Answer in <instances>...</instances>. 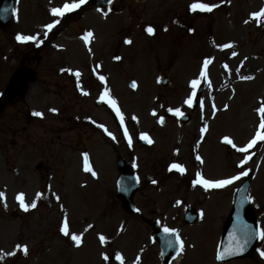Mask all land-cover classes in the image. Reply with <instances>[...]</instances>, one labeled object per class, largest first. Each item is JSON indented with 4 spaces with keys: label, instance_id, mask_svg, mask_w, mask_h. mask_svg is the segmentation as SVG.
<instances>
[{
    "label": "rangeland",
    "instance_id": "1",
    "mask_svg": "<svg viewBox=\"0 0 264 264\" xmlns=\"http://www.w3.org/2000/svg\"><path fill=\"white\" fill-rule=\"evenodd\" d=\"M76 1L17 0L12 23L0 28V101L20 61L45 45L39 59L27 62L36 71L27 97L7 105L0 118V264H122L118 255L123 264H163L151 238L153 220L182 236L181 258L171 264H264L261 237L243 259H216L234 192L245 176L223 188H194L198 173L215 181L250 171L252 208L264 232V141L237 150L258 131L264 134L258 112L264 106V25H252L243 46L224 22L213 29L217 40L208 41L212 16L195 19L197 32L189 33L182 18L189 0H115L112 8H91L69 21L68 12L53 15V8ZM49 24L55 27L49 30ZM88 32L93 36L85 42ZM17 36L36 39L22 42ZM90 42L94 56L106 63L102 87L89 75ZM162 74L169 77L167 87L159 83ZM130 79L137 89L128 87ZM193 80L200 81L195 91L204 86L202 106L195 109L185 103ZM106 90L123 114L124 133L114 128L118 121L106 102L95 105ZM169 108L190 113L191 122L179 123ZM160 116L168 118L165 126ZM99 124L113 135L101 133ZM144 134L149 145L141 143ZM120 153L141 180L138 215L125 212L115 197ZM85 154L92 171H85ZM21 193L26 204L37 206L24 211ZM188 204L201 213L192 226L183 224ZM65 218L69 233L81 235L79 246L61 231Z\"/></svg>",
    "mask_w": 264,
    "mask_h": 264
},
{
    "label": "water",
    "instance_id": "2",
    "mask_svg": "<svg viewBox=\"0 0 264 264\" xmlns=\"http://www.w3.org/2000/svg\"><path fill=\"white\" fill-rule=\"evenodd\" d=\"M93 1L98 2L100 0ZM12 4L13 0H0V25L2 27H6L10 21L13 13ZM5 8L8 9L7 12L3 11ZM32 79L33 74L29 70L17 74L8 89L6 102L16 100L22 96L25 93L27 84ZM181 120L187 122L189 116L183 117ZM123 169L121 178L119 179L121 182L118 188V196L122 200L124 206L130 209V207H132V194L137 189V179H134V175L130 171V168L123 167ZM248 184L249 179L238 191L234 202V208L226 227V234L222 242V253H226L225 259L247 254L256 241L254 227L252 225L254 224L253 217L250 212V201L248 199ZM187 217L189 221L193 222L196 215L194 212L190 211ZM241 248L242 250H239ZM229 251H232L233 254H227Z\"/></svg>",
    "mask_w": 264,
    "mask_h": 264
},
{
    "label": "snow or ice",
    "instance_id": "3",
    "mask_svg": "<svg viewBox=\"0 0 264 264\" xmlns=\"http://www.w3.org/2000/svg\"><path fill=\"white\" fill-rule=\"evenodd\" d=\"M80 3H83V0H80ZM76 7H79V4H74V3L73 4H67L66 3L63 6V8H53L52 9V13L55 16H63L65 12L72 11ZM214 7H216V5H209L207 3H194V4L191 5V8H192L193 11H196L197 9H199L200 11L211 12ZM3 11L4 12H7L8 9L5 8ZM105 15H107V13H105ZM252 15H253L254 18H257V19H259L261 17H264V9H262L260 12L253 13ZM57 23H58V21H57ZM54 27H55V24H49V25H47V28L49 30H51ZM147 31L150 34H152L154 30L151 27H149L147 29ZM92 36H93V33L88 32L86 34V36L84 37L85 42H88V38L89 37H92ZM16 38H17V40L22 41V42L23 41H30V40L36 39V37H33V36H17ZM126 42L127 43H131L130 40L129 41H126ZM223 47L228 48V47H231V45L230 44H226ZM233 55H236V53H233ZM116 59H119V57H117ZM207 66H208V61L206 60L204 62L205 69H207ZM75 75L77 77H79L81 74L79 73V71H77V72H75ZM205 75H206V72H202L201 73V76H205ZM100 79L101 80H104L105 77L101 76ZM243 79H252V77L251 76L243 77ZM199 83H200L199 80H193L191 82V87H192V89L194 91L192 92V96L188 100L185 101V103L188 104L190 107L193 104V98L196 96L195 89L197 88V86L199 85ZM132 86L135 87V84H133ZM85 94L87 95L88 93H85ZM101 100H106L107 103H109L113 108H115L117 115L120 116L121 117V121H123V114L121 113L120 109L117 107L116 100L111 99L108 96L107 90L105 91L104 95L101 96ZM201 106H202V104H201ZM225 107H227V106H225ZM213 108H215V105L214 104H213ZM53 111H55V110H53ZM168 111L169 112H172L176 116H182L183 115V113L180 111V109L173 110L172 108H169ZM258 112L261 115V123H260L259 127H260V129L264 130V106L260 107L258 109ZM35 115L40 116L42 114L41 113H35ZM153 115H156V113L153 112ZM160 123L161 124L164 123V118L163 117H160ZM202 131H206V127H205V129H202ZM141 139L146 140L148 143H152V141L148 138V136L146 134L142 135L141 136ZM257 140L264 141V134H261V132L258 131L257 134H256V137L249 143V145L247 147H242V148H239L237 150L240 151V152H247L248 148L252 147L257 142ZM225 142L228 143V144H230L234 148L236 147V145L233 143V141L231 139L225 138ZM84 159H85V171H92L91 168L88 167V163H87L88 162V157H87V154H85ZM197 159H200V157H197ZM201 162H203V161H201ZM171 168L177 169L178 171H181V172L184 171V168L181 165H179V164H173V165H171ZM92 174L95 175L94 172ZM247 174L248 173L246 171H242L240 173V175L235 176V177H232L230 179L212 181V180L203 179V177L200 176V174L198 173L197 174L198 179L196 181H194V183L195 184L203 185V187H205L206 189L207 188H223V187H225V186H227L229 184H232L234 180H238V179H240L241 176H246ZM153 183H155V181H153ZM0 196H3V193H0ZM17 199L19 200L20 206L24 209V211H28L29 208H35L37 206L35 202H32L31 204H26L25 203V200H24V194L23 193H21L17 197ZM56 199L59 200V196H56ZM61 231L64 233L65 236L71 235V239L76 243V245L77 246L80 245V243H81V235H76V234H70L69 233V230H68V222H67V219L66 218H65V221H64V226L62 227ZM173 231H174L173 229L165 228V232H167V233H171ZM261 238L264 239V232L261 233ZM99 239L103 243L106 238L103 235H101L99 237ZM176 239L180 243L181 250H182L183 249V241L180 240V238H179L178 235H177ZM169 244H171V241L169 242ZM20 247L21 246H19V245L17 246V248H20ZM239 250H242V248L239 249ZM23 252H24L25 255L27 254V246L26 245L23 246ZM14 254L15 253H8V255H14ZM227 254H233V252L232 251H229ZM225 255H226V253H221L218 256V259H224L225 258ZM261 255H264V252H262ZM0 258H2V257H0ZM104 259L105 260H108V256L105 255L104 256ZM117 259L118 260H121V262L123 264V257L122 256H119L118 255L117 256Z\"/></svg>",
    "mask_w": 264,
    "mask_h": 264
},
{
    "label": "flooded vegetation",
    "instance_id": "4",
    "mask_svg": "<svg viewBox=\"0 0 264 264\" xmlns=\"http://www.w3.org/2000/svg\"><path fill=\"white\" fill-rule=\"evenodd\" d=\"M264 0H231L237 9L242 10V14L247 17Z\"/></svg>",
    "mask_w": 264,
    "mask_h": 264
},
{
    "label": "bare ground",
    "instance_id": "5",
    "mask_svg": "<svg viewBox=\"0 0 264 264\" xmlns=\"http://www.w3.org/2000/svg\"><path fill=\"white\" fill-rule=\"evenodd\" d=\"M194 188H195L196 190H198V191H202V190L206 189L205 187H203V185H200V184H194ZM207 189H208V188H207ZM202 192H203V191H202ZM178 259H180V256L177 257L176 260H178ZM79 264H80V263H79Z\"/></svg>",
    "mask_w": 264,
    "mask_h": 264
}]
</instances>
